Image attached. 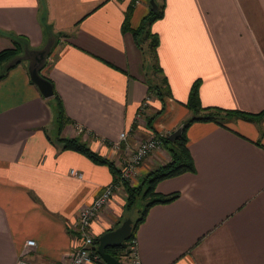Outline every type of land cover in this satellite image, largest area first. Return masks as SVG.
<instances>
[{
	"label": "crops",
	"instance_id": "crops-1",
	"mask_svg": "<svg viewBox=\"0 0 264 264\" xmlns=\"http://www.w3.org/2000/svg\"><path fill=\"white\" fill-rule=\"evenodd\" d=\"M40 1L0 0V51L12 47L8 34L23 37L28 48L0 81V264H14L26 240L35 245L25 251L28 259L63 260L77 246V213L112 182L105 166L50 142L52 97L43 99L27 73L30 56L52 43L39 25ZM142 1H41L51 32L65 35L39 71L73 122L60 136L77 137L79 127L89 149L116 168L140 136L170 134L190 116L182 104L196 80L201 107L264 110V0H162V17L150 32L158 38L156 78L166 79L170 97L162 100L152 130H134L148 76L143 55L121 25L130 6L129 27L139 24L146 14ZM147 107L152 114L161 102L152 97ZM225 127L187 128L194 172L155 185L157 194L178 197L149 208L137 227L139 264H264V150L255 145L264 146V118ZM121 132L129 146L113 152L108 143ZM168 159L161 146L138 166L137 181ZM124 203L119 187L90 224L94 239L119 225Z\"/></svg>",
	"mask_w": 264,
	"mask_h": 264
},
{
	"label": "trees",
	"instance_id": "trees-1",
	"mask_svg": "<svg viewBox=\"0 0 264 264\" xmlns=\"http://www.w3.org/2000/svg\"><path fill=\"white\" fill-rule=\"evenodd\" d=\"M41 1L38 7L39 25L41 27L43 35L45 34L47 36H50L52 39V43L46 52V56L48 57L52 49L58 44L59 38L64 37L65 35L63 33L53 34L51 32L50 25L45 23V6ZM153 2L154 5H156V0H153ZM162 10L163 4L161 0L160 7L156 5V10L154 12H151L149 7L147 13L141 18L139 24L135 28H130L128 24V19L132 11V7L130 6L125 12L124 21L121 25L122 32L129 33L131 35L135 47L139 50L144 58V67L148 76L145 99L149 100L153 97L157 98L161 102V107L158 111L149 114L147 112L148 107L146 106L140 113L144 128L148 130L153 129L151 126L153 120L163 112L164 104L162 100L166 97H170L166 79L163 77H158L159 79L156 78V76L161 75V69L159 68L156 56L158 38L157 35L150 32V25L152 24V22L162 17ZM7 36L9 37L12 47L0 51V81L5 77L9 70L20 63L19 56L22 55L23 51L28 50V48L25 47L26 41L23 39V37L15 36L12 34H8ZM43 66L44 64L42 65V67ZM42 77L47 82H49L53 91V96L51 98L53 101L52 124L55 128V137L50 141L51 144L59 148V150H68L80 154L95 165L105 166L112 176V182H117L125 195L124 209L128 210L137 199L145 201L138 217L131 223L130 233L127 240L125 242H122L115 248L105 249V253H108L118 261L126 242L134 239L137 227L143 222L149 208L154 205L168 204L178 197V193L176 192L167 195L157 194L154 190L155 185L162 180L177 177L185 173L194 172V166L187 149V139L185 135L187 128L191 124L212 123L226 129L225 125L232 120L240 119L247 122H258L264 118V110L256 114H249L245 112L225 110L216 107H201L198 101L197 94L199 81L196 80L190 85L186 101L182 104L184 108L190 112V116L180 124L181 131L179 136L173 141L167 140V136L169 134L161 135L160 137L161 146L168 153V161L163 165L148 171V173H146L142 178L139 179V181L135 182L133 185H129L127 182L121 181L119 179V170L114 166L113 161L108 160L100 156L98 153L91 151L88 145L81 140L80 133L82 131L79 133V136L74 138H64L60 136L63 127L68 124H73V122L65 118L61 102L53 89L51 81L45 76ZM132 128L134 130H138L140 126L136 124L135 121H133ZM152 134L156 135V133L153 131ZM108 144L110 147L111 144ZM255 145L264 150V146L261 145L260 142H255ZM96 239H94V244ZM101 264L103 263L101 262Z\"/></svg>",
	"mask_w": 264,
	"mask_h": 264
},
{
	"label": "built area",
	"instance_id": "built-area-1",
	"mask_svg": "<svg viewBox=\"0 0 264 264\" xmlns=\"http://www.w3.org/2000/svg\"><path fill=\"white\" fill-rule=\"evenodd\" d=\"M147 102L148 100L145 99V101L139 105L134 116V121L140 126V128L144 127L140 113L143 111V108L147 106ZM77 130L78 132L82 131L79 127H77ZM127 136L126 132L119 133L117 141L110 145L113 152L118 151V149L121 148V144H123L125 148L129 146ZM160 137L161 135L159 134L155 135L151 133L146 139L140 140L126 157L118 160L117 169L119 170L118 176L121 181L127 182L129 185H133L136 182V169L145 158L161 147ZM69 175L76 179L82 178L81 173L74 170H69ZM119 187L120 186L117 182L109 183L102 188L99 194L92 199L88 205L79 210L74 225L77 246L67 253L63 260L57 263H48L28 259L25 257V251H33L35 245L33 241L26 240L23 243V249L25 251L22 250L17 256L14 264H101L102 261L95 251L94 237L90 230V224L98 212L109 201L113 192ZM119 262L121 264H139L134 239L126 242L125 247L119 256Z\"/></svg>",
	"mask_w": 264,
	"mask_h": 264
},
{
	"label": "water",
	"instance_id": "water-1",
	"mask_svg": "<svg viewBox=\"0 0 264 264\" xmlns=\"http://www.w3.org/2000/svg\"><path fill=\"white\" fill-rule=\"evenodd\" d=\"M150 10L154 12L156 6L154 5L153 0H149ZM46 51L39 50L35 52L34 62L29 64L27 67V73L30 83L37 89L39 95L43 99H49L53 96L52 87L40 74L39 70L43 64ZM181 131V125H179L173 132L167 136L168 141H173L177 138ZM131 221L126 220L118 225L113 230L107 231L97 237L95 241V251L103 264H121L114 257L105 253L106 248H115L124 242L130 233Z\"/></svg>",
	"mask_w": 264,
	"mask_h": 264
},
{
	"label": "rangeland",
	"instance_id": "rangeland-1",
	"mask_svg": "<svg viewBox=\"0 0 264 264\" xmlns=\"http://www.w3.org/2000/svg\"><path fill=\"white\" fill-rule=\"evenodd\" d=\"M142 3L144 4V7L146 8V13L148 11V8L150 7L149 5V0H143ZM156 5H158L159 7L161 6V0H156L155 2ZM155 5V6H156ZM48 49H46L45 51H47ZM46 55V54H45ZM54 128V127H53ZM55 134V132L53 133L52 131L49 133V136H53ZM147 137H143L140 136L139 140H144ZM136 182H137V177H136ZM145 201H142L140 199H137L134 204L128 209H124L123 213H122V218L120 219L119 225L126 221L129 220L131 222H133L139 215V212L142 210L143 206H144Z\"/></svg>",
	"mask_w": 264,
	"mask_h": 264
},
{
	"label": "flooded vegetation",
	"instance_id": "flooded-vegetation-1",
	"mask_svg": "<svg viewBox=\"0 0 264 264\" xmlns=\"http://www.w3.org/2000/svg\"><path fill=\"white\" fill-rule=\"evenodd\" d=\"M34 56H35V53H33L31 56H30V58H29V64H31V63H33L34 62ZM41 68V67H40ZM40 71V70H39Z\"/></svg>",
	"mask_w": 264,
	"mask_h": 264
}]
</instances>
